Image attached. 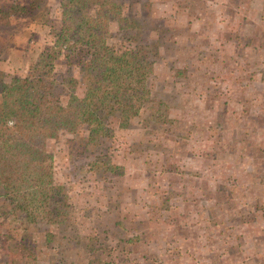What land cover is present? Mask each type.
Instances as JSON below:
<instances>
[{
  "label": "rangeland",
  "instance_id": "obj_1",
  "mask_svg": "<svg viewBox=\"0 0 264 264\" xmlns=\"http://www.w3.org/2000/svg\"><path fill=\"white\" fill-rule=\"evenodd\" d=\"M16 2L27 0H0ZM59 2L0 21V77L26 73L51 45ZM152 9L173 26L174 47L152 83L174 121L144 130L136 118L90 150L70 133L50 140L56 179L83 220L81 241L63 227L46 241L43 224H31L21 234L24 264H87L90 255L110 264H264V0H152ZM67 67L57 60V82ZM10 226L0 214V234Z\"/></svg>",
  "mask_w": 264,
  "mask_h": 264
},
{
  "label": "trees",
  "instance_id": "obj_2",
  "mask_svg": "<svg viewBox=\"0 0 264 264\" xmlns=\"http://www.w3.org/2000/svg\"><path fill=\"white\" fill-rule=\"evenodd\" d=\"M41 1L0 4V21L17 11L28 13ZM55 17L48 30L51 45L36 53L26 73L0 77V214L11 222L0 234V252L16 238L6 248L8 264L27 261L29 248L21 234L31 224H43L46 241L52 227L70 229L68 234L81 241L83 220L56 179L50 140L70 133L90 150L88 144L109 146L115 128H127L136 118L144 130L154 121H174L152 83L164 49L174 47L173 26L155 14L152 0H60ZM4 46L0 39V50ZM59 58L68 74L57 82ZM115 166L103 162L101 169L112 173ZM89 258L87 264H110V259Z\"/></svg>",
  "mask_w": 264,
  "mask_h": 264
}]
</instances>
